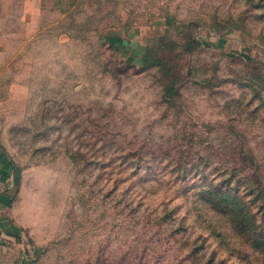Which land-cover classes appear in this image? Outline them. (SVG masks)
I'll use <instances>...</instances> for the list:
<instances>
[{"label": "rangeland", "instance_id": "374dc122", "mask_svg": "<svg viewBox=\"0 0 264 264\" xmlns=\"http://www.w3.org/2000/svg\"><path fill=\"white\" fill-rule=\"evenodd\" d=\"M0 149V264H264V0H0Z\"/></svg>", "mask_w": 264, "mask_h": 264}, {"label": "crops", "instance_id": "0c3cea01", "mask_svg": "<svg viewBox=\"0 0 264 264\" xmlns=\"http://www.w3.org/2000/svg\"><path fill=\"white\" fill-rule=\"evenodd\" d=\"M6 156H5V154L3 153V151L0 149V187H1V185H5L6 183H5V181H6V178H5V170H6ZM6 200L7 199V197L6 196H3L2 197V195H0V200L2 201V200ZM4 211V209L2 208V211L1 212H3ZM0 220H1V218H0Z\"/></svg>", "mask_w": 264, "mask_h": 264}, {"label": "trees", "instance_id": "16d2710c", "mask_svg": "<svg viewBox=\"0 0 264 264\" xmlns=\"http://www.w3.org/2000/svg\"><path fill=\"white\" fill-rule=\"evenodd\" d=\"M142 62L147 67L158 66L160 64L163 65L162 60L155 59L149 54H145L143 56Z\"/></svg>", "mask_w": 264, "mask_h": 264}]
</instances>
